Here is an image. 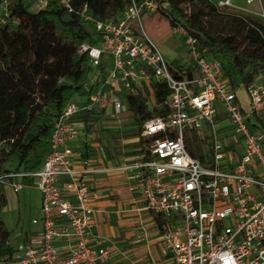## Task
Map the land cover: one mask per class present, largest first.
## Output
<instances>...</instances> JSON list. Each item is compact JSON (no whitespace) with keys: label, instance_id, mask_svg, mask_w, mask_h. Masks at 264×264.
Here are the masks:
<instances>
[{"label":"built area","instance_id":"1","mask_svg":"<svg viewBox=\"0 0 264 264\" xmlns=\"http://www.w3.org/2000/svg\"><path fill=\"white\" fill-rule=\"evenodd\" d=\"M48 1L34 0L33 7L43 8ZM59 1L95 30L91 41L77 48L91 53L92 71L78 92L83 97L72 96L54 121L49 151L41 163L32 169H0L1 185L14 191L33 186L41 193V240L27 245L13 264L106 263L111 250L91 233L95 209L90 179L101 168L86 157H75L71 142L84 129L75 114H122L128 110V93L142 95L150 108L152 83L168 90V111L141 123L140 159L124 168L139 184L145 207L167 220L158 232L171 264H264V127L259 116L264 111V68L253 82L233 89L223 78L220 60L206 55L197 38L175 24L171 31L182 37L196 70L186 75L143 29L142 14L157 11L159 0H130L116 19H99L86 5L76 11L72 0ZM232 1L211 0L218 11ZM7 16L3 5L2 24ZM240 87L247 95L245 107L237 94ZM224 119L231 128L229 138L216 127L215 121ZM204 122L210 130L207 148L202 143ZM186 130L200 138L203 160L188 152ZM63 176L67 179L59 185L57 178ZM59 219L67 228L58 229ZM64 232L75 245L62 257L54 238Z\"/></svg>","mask_w":264,"mask_h":264},{"label":"trees","instance_id":"2","mask_svg":"<svg viewBox=\"0 0 264 264\" xmlns=\"http://www.w3.org/2000/svg\"><path fill=\"white\" fill-rule=\"evenodd\" d=\"M129 2L72 0V5L76 11L86 5L88 13L99 19H116ZM33 4L34 0H0V11L4 5L8 13L6 22H0V169H32L41 163L49 151L54 121L68 100L84 90L92 71L91 53L77 51L81 42L91 41L89 25L59 0H49L37 10ZM214 13H223V9L218 11L211 0H159L157 11L143 13L141 23L144 31L157 19L171 27L181 24L197 38L200 50L220 60L223 78L231 88L253 82L264 68V25L223 13V21L235 25V33H214L203 20ZM239 34L245 40L243 47L237 44ZM151 85L154 104L150 108L142 95L127 94V111L136 124V135L145 119L168 111L164 103L168 90L161 83ZM90 114L75 116L88 126ZM261 125L264 127L262 120ZM250 128L256 127L250 124ZM189 133L185 135L188 152L203 160L197 134L192 130ZM4 205L0 184V211ZM154 219L157 227L167 221L159 214H154ZM8 235L0 216V264H7Z\"/></svg>","mask_w":264,"mask_h":264},{"label":"crops","instance_id":"3","mask_svg":"<svg viewBox=\"0 0 264 264\" xmlns=\"http://www.w3.org/2000/svg\"><path fill=\"white\" fill-rule=\"evenodd\" d=\"M178 53L170 59L171 64L184 69L186 75L192 76L196 73L195 67L188 57L179 58ZM173 60H176L175 63ZM237 94L242 105H247V95L244 87L237 89ZM107 114L93 113L90 115L88 126L84 127L79 136L71 142L78 159L86 157L95 166L101 168L93 174L90 179V186L94 193L93 206L95 209L94 222L91 233L98 236L101 244L110 248V254L105 264H149L151 260L159 264H171L169 254L166 253L160 241L158 227L154 215L145 207L144 200L140 194L139 184L129 177L130 170L125 169L126 164L140 159L144 140L138 135L133 141L126 145L119 137L118 132L109 131L105 128L99 131L94 141L89 142L87 135L89 131H97V125H103ZM78 120V119H77ZM222 133L231 135L227 119L219 120ZM91 123L96 128L88 131ZM93 124V125H95ZM226 129V130H224ZM115 139L110 140V136ZM119 135V136H117ZM78 164L79 162H75ZM67 177L57 178V183L62 185ZM4 187V186H3ZM36 189L34 204L30 208L28 217L25 219L17 206V212L4 210L2 207L0 216L6 229L9 232L8 245L10 253L7 255V264H13L18 259L27 245H36L41 240L42 222L40 217L41 193ZM4 193V188H3ZM5 198V195H4ZM18 204V203H17ZM4 212L2 213V211ZM33 219H37L33 222ZM59 230L67 228L65 222L59 219L56 222ZM60 233L54 238V244L62 257L68 256L74 247L75 241L69 234Z\"/></svg>","mask_w":264,"mask_h":264},{"label":"rangeland","instance_id":"4","mask_svg":"<svg viewBox=\"0 0 264 264\" xmlns=\"http://www.w3.org/2000/svg\"><path fill=\"white\" fill-rule=\"evenodd\" d=\"M181 6L184 7V3H181ZM223 13L239 16L241 19L247 22H258L264 25V0H254L250 3H248L246 0H233L230 7L223 8ZM223 13H214L209 16H205L203 20L206 26L214 33L223 35H230L235 33V25L223 21V15H225ZM89 29H91L93 33L95 32L92 26H89ZM145 32L146 35L160 48L167 60L170 61V59L175 57L177 53L179 56L178 60L179 58L183 59L185 56L187 57L186 50L182 43V37L178 34L172 33L171 26L166 21L158 19L153 21L150 26L146 27ZM237 44L238 46L243 47V45L245 44L243 35L239 34L237 36ZM82 97L83 95L78 94V92L73 95V98L77 100ZM259 116H262V118H260L261 120L264 119V111H262ZM104 118L106 119V121H104L103 123L104 126L91 123L92 126H90L89 128L90 130L96 128V125L98 128L97 131L93 130L88 132L87 138L89 142L94 141L95 137L99 135V131H101L102 129L105 130V128L109 131L118 132L120 134L119 139H117L119 140V143L120 138L124 140V143H126V145L134 142L133 137H135L136 135L134 131L136 124L130 112L127 111L119 115L107 114V116H105ZM215 123L216 127L221 125L218 120H216ZM222 131L223 129L219 130L218 132ZM187 132L188 131L186 130V134ZM209 133V127L207 123L204 122L202 131V134L205 137L204 142L202 141V143L204 144V148H207L205 141L208 139ZM188 134L190 135V133ZM196 138L199 143L200 138L197 135ZM111 139H115V135H111L110 140ZM195 145V143H192V146ZM3 186L6 199L4 210H11L12 212L16 213L17 206L19 205L20 211L23 215L22 217L26 219L30 212L29 209L32 208L31 206L34 204V197L37 192L35 187L25 186L18 191H14L7 185ZM4 210L2 211V213L4 212Z\"/></svg>","mask_w":264,"mask_h":264}]
</instances>
